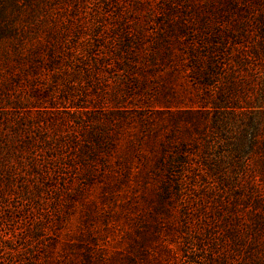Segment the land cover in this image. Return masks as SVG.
Listing matches in <instances>:
<instances>
[{
	"label": "rangeland",
	"instance_id": "rangeland-1",
	"mask_svg": "<svg viewBox=\"0 0 264 264\" xmlns=\"http://www.w3.org/2000/svg\"><path fill=\"white\" fill-rule=\"evenodd\" d=\"M192 3L210 12L209 19L218 12L223 21L231 17L235 29L248 23L255 31L264 21V0H0L6 15L0 92L20 57L40 45L44 58L56 54L54 69L37 70L36 91L22 85L21 95L35 98L34 106L14 117L28 128L17 129L24 142L29 134L43 156L54 145L62 155L52 189L41 190L38 202L29 193L0 191V264H235L237 195L227 185L219 188V172L210 174L209 166L235 167L237 126L261 102L251 89L221 107L207 99L206 121L217 116L224 129L188 134L189 125H181L170 134L171 116L199 110L204 90L184 67L141 61L140 49L123 39L129 28L150 49L168 21L197 19ZM141 71L144 78L136 76ZM145 116L155 124L145 127ZM14 126L4 130L15 135ZM168 157L190 162L182 178L187 187L158 198L165 186L175 187L161 166ZM88 164L93 176L85 179Z\"/></svg>",
	"mask_w": 264,
	"mask_h": 264
},
{
	"label": "trees",
	"instance_id": "trees-1",
	"mask_svg": "<svg viewBox=\"0 0 264 264\" xmlns=\"http://www.w3.org/2000/svg\"><path fill=\"white\" fill-rule=\"evenodd\" d=\"M10 2L17 4V0H10ZM2 7L4 6L0 7V20L6 16L2 14L4 12ZM200 7L194 3L190 5L198 16L196 20L182 21V17H179L180 21H168L165 28L155 34L150 49L142 43V37L135 36L129 28L124 29L123 39H126L128 47L135 45L140 49L138 56L142 59L141 61L150 62L152 65L162 62L171 66L172 69L176 66L184 67V70L189 72L195 80V88L204 90L205 95L199 99L202 103L199 110L185 112L186 116L182 118L179 115L171 116L170 121L174 122L175 127H172L170 134L180 133L181 131L177 129L181 125H189L183 129L188 134L192 131L200 135L205 134L207 126L224 129L225 123H220L217 116L211 122L206 121L208 108L205 106V101L210 99L213 104L216 103L215 106L221 107L235 97L246 95L250 89L255 91L253 99L257 98L261 102L260 108L253 118L247 121L242 119L246 122L241 121L237 126L235 167L232 165L229 170H226V168L218 169L217 167L212 169L208 166L210 171L213 170L210 174L219 172V176L216 177L219 188L227 185L230 189H235L237 195L235 241L238 243V251L235 255V264H264V21L260 20V25L255 26V31L254 29L251 31V28L247 26L248 23L236 26L235 29V20L231 17L223 21L219 18L221 13L218 12V18L209 19L208 15L210 16L211 13L199 11ZM206 7L210 8V4L207 3ZM214 10L213 8V14ZM14 26L11 25L10 30ZM3 33L4 30L0 27V37ZM38 50L26 53L17 60L20 67L0 92V113L3 114V120L0 119V182H3L0 183V191L2 194L29 193L30 200L34 202L41 199V190L47 195L48 190L52 189L60 168L58 163L62 159L59 145L48 146L47 150L52 151H49L45 157L40 150L33 147L29 134V138L24 142L22 135L17 133V129L27 132L28 128L15 120L14 111L25 108L27 110L34 106L35 99L21 95L22 85L29 83V90L36 91L38 87L36 81L41 77L37 70L40 67V70L54 69L59 62L54 52L48 51L44 58V53H38ZM91 56L93 57L94 54ZM108 64L104 62V65ZM138 74L137 77L144 78L146 72L141 71ZM138 87L140 88L139 85ZM115 111L119 114L124 112L121 109ZM121 117L128 123L125 116L121 115ZM141 123L145 127L155 124L151 116H145ZM11 126H14L15 135L11 134L13 132L4 130ZM170 134L168 138H171ZM107 140L109 143L111 138L108 137ZM180 146L182 153L189 154L185 145ZM94 155L95 153H91L89 157ZM165 159L161 160V166L168 174L167 180L174 181L175 187L165 186L157 195L158 198L170 193L176 194L187 187L184 186L185 182L182 178L189 170L190 162L183 159L177 160L175 157ZM97 160L98 164L106 165L105 159L101 156ZM203 164L207 165L205 162ZM88 166L81 174L85 176V179L93 176L94 164H88ZM125 170L129 171L128 166ZM134 175L137 177L139 173L136 172ZM190 186L188 187L191 188Z\"/></svg>",
	"mask_w": 264,
	"mask_h": 264
}]
</instances>
